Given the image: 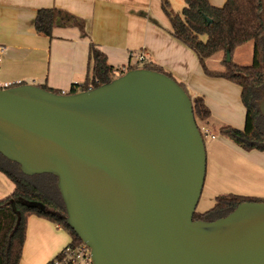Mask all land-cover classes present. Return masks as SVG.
Here are the masks:
<instances>
[{
    "label": "water",
    "instance_id": "obj_1",
    "mask_svg": "<svg viewBox=\"0 0 264 264\" xmlns=\"http://www.w3.org/2000/svg\"><path fill=\"white\" fill-rule=\"evenodd\" d=\"M0 154L56 178L90 264H264L263 201L193 219L206 147L190 97L164 73L131 69L72 94L0 88Z\"/></svg>",
    "mask_w": 264,
    "mask_h": 264
},
{
    "label": "crops",
    "instance_id": "obj_2",
    "mask_svg": "<svg viewBox=\"0 0 264 264\" xmlns=\"http://www.w3.org/2000/svg\"><path fill=\"white\" fill-rule=\"evenodd\" d=\"M208 1L215 6L225 2ZM40 8H56L80 18L83 31L76 26H54L50 37L37 33L33 20ZM170 28L160 0H0V86L23 83L66 92L73 84L86 80L88 46L92 42L114 67L133 65L135 56L144 55V61L170 73L192 96L203 97L216 128L226 124L242 129L245 108L240 86L224 78L207 76L196 54L175 39ZM210 133L214 137L206 143L209 172L205 183L209 190L213 189V196L222 193L263 196L231 188L230 184L264 185V166L253 163L264 164V150L246 151L217 130ZM13 188L11 180L0 171V199ZM70 241L71 236L64 228L31 215L19 264H45Z\"/></svg>",
    "mask_w": 264,
    "mask_h": 264
},
{
    "label": "trees",
    "instance_id": "obj_3",
    "mask_svg": "<svg viewBox=\"0 0 264 264\" xmlns=\"http://www.w3.org/2000/svg\"><path fill=\"white\" fill-rule=\"evenodd\" d=\"M264 0H225L221 6L212 5L208 0H183L180 12H175L169 0H160L161 8L170 23V34L189 47L197 56L203 72L207 76L220 77L231 81L241 88V102L245 108V123L242 129L221 124L218 128L211 122V114L201 95L192 96L185 86L176 81L170 73L157 64L145 60L133 65L114 67L107 62L100 48L89 43L87 54V77L81 84H73L65 93L93 89L109 82L128 70L145 68L166 74L174 79L190 97L197 126L206 127L209 132H217L231 140L240 148L264 150V115L259 109V97L264 89ZM33 25L37 33L51 36L54 26H76L83 31L80 18L56 8H40L36 11ZM247 42L253 44L252 62L243 65L232 59L235 49ZM230 60L226 61V53ZM222 55L221 69L210 68L208 59ZM23 83L10 84L11 87ZM42 88L61 93L60 90ZM0 88H3L0 86ZM203 140L206 141L201 133ZM11 165V164H10ZM0 171L13 183L10 194L0 199V264H19L26 235L29 216L48 219L64 228L71 236L66 247H75L82 242L70 229L63 216L65 210L56 188V178L50 174L47 184L54 190L45 193L38 185L26 180L21 172L9 165L0 163ZM264 202L255 196L223 193L215 197L214 205L205 212H194V220L212 221L225 216L242 202ZM62 250L45 264H75L65 262Z\"/></svg>",
    "mask_w": 264,
    "mask_h": 264
},
{
    "label": "rangeland",
    "instance_id": "obj_4",
    "mask_svg": "<svg viewBox=\"0 0 264 264\" xmlns=\"http://www.w3.org/2000/svg\"><path fill=\"white\" fill-rule=\"evenodd\" d=\"M169 1H170L171 8L174 11H178V10L181 9V7L184 6L183 0H169ZM221 56L222 55L220 54V55H216L215 57H212V58L208 59L207 62H208L209 67L210 68H215V69H221L220 63H219V60H220ZM252 57H253V44H252V42H247V43L237 47L235 49V51L233 52V54H232V59L235 62H237L239 64H243V65L250 64L252 62ZM140 65H141V62L139 63V67H140ZM260 95L261 96L259 97L258 104H260L264 100V89L261 90ZM205 141L207 143L208 139L205 138ZM262 162H264V159H263ZM0 163H4L6 165H9L12 168H15V166H16L17 169H18L17 164H15L14 162H11L8 159L4 158L1 154H0ZM253 163H255L257 166H264V164L262 165L260 162L254 161ZM206 170H207V172H206L205 179L207 180V174L209 172V169H207V166H206ZM23 176L29 182L38 185V187L40 189H42V190L44 189L43 191L45 193L53 194V195L55 194L54 190L52 188L48 187V184H47L48 176L46 174H39V175H33V176L23 175ZM257 184L258 183L245 184V183H235V182H233V184H230V185H231V188L233 187L234 189H238V190H244L245 189L246 191L255 192L257 195H263V196L260 197V196H255V195L237 193L239 195L255 196V197L264 199V185L260 186V185H257ZM249 186L251 188H249ZM211 190H213V189H211ZM211 190H209V187H208L207 183H205V180H204L203 188H202L201 195H200L198 204L196 206L195 212H205V211H207L208 209H210L214 205V201H215L214 197L216 195L213 196ZM217 195H219V194H217Z\"/></svg>",
    "mask_w": 264,
    "mask_h": 264
},
{
    "label": "built area",
    "instance_id": "obj_5",
    "mask_svg": "<svg viewBox=\"0 0 264 264\" xmlns=\"http://www.w3.org/2000/svg\"><path fill=\"white\" fill-rule=\"evenodd\" d=\"M1 50L2 48L0 47V54H1ZM134 55H132L133 57ZM136 58V62H143L145 57L144 55L140 54L138 56H135ZM61 93H65L64 91H62ZM200 133H202V135L204 136V138L208 139V138H213L214 136L209 132V130L204 127L201 126L200 127ZM65 256V262L68 260H71L72 262H74L75 264L82 262L84 264H90V258H89V249L87 248V246H85L83 243L75 246V247H65L63 249Z\"/></svg>",
    "mask_w": 264,
    "mask_h": 264
}]
</instances>
